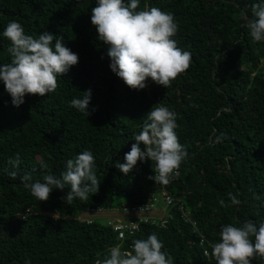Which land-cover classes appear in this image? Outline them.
Listing matches in <instances>:
<instances>
[{
	"label": "trees",
	"instance_id": "obj_1",
	"mask_svg": "<svg viewBox=\"0 0 264 264\" xmlns=\"http://www.w3.org/2000/svg\"><path fill=\"white\" fill-rule=\"evenodd\" d=\"M255 2L140 0L137 10L155 6L173 14L179 26L173 38L191 53V63L167 88L147 81L138 91L109 69L107 46L90 23L95 0H0V33L16 20L28 35L47 31L63 37L79 56L55 91L26 95L19 107L0 83V264H96L111 247L131 251L133 240L153 233L174 264H216L211 252L222 226L264 222V42H253L246 28ZM9 46L0 36V64L11 62ZM89 89L85 116L70 101ZM157 104L176 113L175 131L188 153L178 176L160 187L181 198L189 216L175 206L165 228L143 224L121 242L97 219L116 217L154 190V162L138 161L127 175L115 163H124ZM217 137L223 138L215 142ZM84 150L93 152L101 179L88 200H63L66 186L65 193L53 190L42 202L23 187L26 173L33 180L59 177L66 162ZM17 153L22 162L13 169L8 161ZM230 195L241 204L231 205ZM91 209H101L97 219ZM251 264H264V256Z\"/></svg>",
	"mask_w": 264,
	"mask_h": 264
},
{
	"label": "clouds",
	"instance_id": "obj_2",
	"mask_svg": "<svg viewBox=\"0 0 264 264\" xmlns=\"http://www.w3.org/2000/svg\"><path fill=\"white\" fill-rule=\"evenodd\" d=\"M95 5L91 10L90 23L96 29L97 39L107 46L110 71L127 87L139 91L147 86V81H151L167 88L178 74L189 68L191 53L178 47L177 40L173 38L179 26L172 13L155 6L137 10L140 0H95ZM251 11L252 18L248 19L246 28L253 42H264V0H256L251 5ZM0 36L10 41L8 53L11 56L10 63L0 64V83L11 97L14 107L21 106L26 95L43 97L55 91L58 78L78 64V54L65 46L63 37L47 31L38 36L28 35L20 23L12 20ZM91 96V89L86 90L79 97H74L70 106L87 116ZM158 105L145 116L142 131L135 135L136 143L124 155V163H115V167L127 175L138 161L154 162V166L151 163L154 175L149 179L155 181V187L167 185L178 176L177 170L188 155L175 131L178 127L176 113L166 106ZM222 138L217 137L215 142ZM141 144L144 145L143 150ZM21 162L18 153L8 161L13 169ZM9 174L16 177L15 171ZM20 180L23 187L42 202L49 199L53 190L64 192L66 186L70 190L64 192L63 200L69 203L74 199L88 200L90 194L97 193L101 183L96 172L94 154L90 150H84L69 159L66 170L59 177L46 174L42 180H33L32 175L26 173ZM151 193L142 203L148 201ZM229 198L231 205L241 204L236 195H230ZM219 203L222 207L228 206L224 200ZM131 207L119 209L122 219L105 224L113 229L121 242L132 238L139 232L141 225L150 224L140 223L137 214L124 211ZM162 208L163 204L160 205ZM91 214L92 218L97 216V213ZM129 223L133 235L127 234L124 239H120L114 227ZM162 249L163 242L153 233L147 238L133 240L131 251H122L119 245L111 247L108 255L97 259L96 264H174V258ZM211 255L216 264H251L252 258L264 256V222L257 224L247 220L238 226H222L220 240L212 246Z\"/></svg>",
	"mask_w": 264,
	"mask_h": 264
},
{
	"label": "built area",
	"instance_id": "obj_3",
	"mask_svg": "<svg viewBox=\"0 0 264 264\" xmlns=\"http://www.w3.org/2000/svg\"><path fill=\"white\" fill-rule=\"evenodd\" d=\"M181 200V198H174L164 188L157 185L146 203L133 206L130 209L126 208L124 211L126 213L137 214L140 223H150L165 228L173 218L172 211L175 206H178V209L183 213L184 218L188 219L189 213L180 203ZM161 204H163L162 209H160ZM159 210L161 211L160 214L156 215ZM100 211L101 209H93L91 210V213L98 214ZM114 230L118 233L120 239H124L127 234L133 235L131 223L116 225ZM121 233H123V235H121Z\"/></svg>",
	"mask_w": 264,
	"mask_h": 264
},
{
	"label": "rangeland",
	"instance_id": "obj_4",
	"mask_svg": "<svg viewBox=\"0 0 264 264\" xmlns=\"http://www.w3.org/2000/svg\"><path fill=\"white\" fill-rule=\"evenodd\" d=\"M89 216H86V218H88ZM97 217V216H96ZM96 217H94V218H96ZM123 218V216L121 215V213L120 214H118L116 217H110L109 215H107V214H104L103 215V218H101L100 220L99 219H97L98 220V222H101L102 224H106L107 223V221H112V222H114L116 219H122ZM105 219V220H104ZM101 220H103V221H101Z\"/></svg>",
	"mask_w": 264,
	"mask_h": 264
}]
</instances>
